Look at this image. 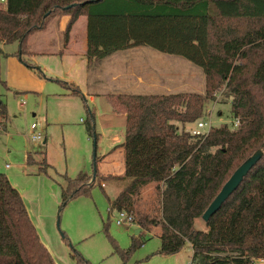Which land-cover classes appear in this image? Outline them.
I'll return each mask as SVG.
<instances>
[{
	"label": "trees",
	"instance_id": "trees-1",
	"mask_svg": "<svg viewBox=\"0 0 264 264\" xmlns=\"http://www.w3.org/2000/svg\"><path fill=\"white\" fill-rule=\"evenodd\" d=\"M55 16H71L67 32L80 16L87 17L89 66L120 51L150 47L185 58L205 74L204 95L107 97L117 113L126 115V173L113 178L126 184L114 200L108 198L110 210L133 215L142 231L160 227L163 256L176 255L190 244V264L264 260V0H0V44L18 43L17 56L30 55V36L45 30ZM7 56L0 47V59ZM70 88L73 96L83 98L87 132L98 141L94 112L80 90ZM218 94L231 100L239 127L224 125L202 137L187 132L185 126L198 123L206 104ZM7 119V106L0 99L3 130ZM179 125L185 131L180 132ZM258 152L261 160L205 223L207 230L197 229L196 221L235 171ZM34 163L29 153L27 164ZM41 164L48 167L45 159ZM94 167L93 177L65 176L63 207L90 195L97 180L112 178L99 177L97 160ZM151 184L158 185L160 207L155 215L138 206L143 189ZM141 245L134 238L125 254ZM77 262L90 264L79 255ZM0 264H56L21 194L1 173Z\"/></svg>",
	"mask_w": 264,
	"mask_h": 264
},
{
	"label": "rangeland",
	"instance_id": "rangeland-1",
	"mask_svg": "<svg viewBox=\"0 0 264 264\" xmlns=\"http://www.w3.org/2000/svg\"><path fill=\"white\" fill-rule=\"evenodd\" d=\"M140 49L121 51L112 60L104 62L100 74L105 92H124V88H132L127 85L130 80L125 75L142 67L145 73L153 72L158 80L154 92L205 94L206 78L203 69L179 56L163 54L150 47ZM46 63L50 68L57 67L56 60L51 61V58ZM115 74L124 76L115 84H107ZM4 80L0 77V98L7 106L8 119L6 129L0 127V173L7 176L21 194L40 239L53 255L56 264H78V255L90 264L191 263L193 252L190 244L176 255L163 256L159 253L161 241L157 235L161 234L160 227L136 236L134 227H119L116 224L117 212L110 211L108 198L113 199L119 195L126 184L122 181L113 178L103 182L97 180L90 195L77 197L63 207L61 187L66 185L65 176L76 179L83 173L93 177L95 160L99 172L98 156L102 154L106 134L111 135L101 127L107 120V102H99L98 109L88 103L95 115L96 141L90 138L86 129L88 113L82 97L66 102L60 100L55 92L47 90L41 96L32 94L26 98L25 93L17 95L7 90ZM55 83L63 90L59 83ZM22 103H25L24 107H21ZM204 112L199 122L207 123V129L224 125L231 130L239 127L231 111V100H226L221 94L217 95L214 102L206 104ZM46 116L49 126L45 122ZM36 123H40L43 128L39 127L46 144L34 143L30 138V128ZM185 127L187 132L192 133L197 123L190 128ZM179 128L180 132L184 130L181 125ZM29 153L35 159L34 164H27ZM44 159L47 168L41 164ZM104 183L106 188L103 187ZM138 206L140 210L152 215L158 213L160 204L157 184L143 189ZM196 228L207 230L203 219L196 221ZM134 238H138L142 245L126 255Z\"/></svg>",
	"mask_w": 264,
	"mask_h": 264
},
{
	"label": "crops",
	"instance_id": "crops-1",
	"mask_svg": "<svg viewBox=\"0 0 264 264\" xmlns=\"http://www.w3.org/2000/svg\"><path fill=\"white\" fill-rule=\"evenodd\" d=\"M70 20L71 16H55L50 18L45 30L37 31L30 36L28 40L30 55L28 56H22L21 58L17 56L18 43L6 45L2 42L0 47L9 56L2 57L0 60V77L5 79L4 86L7 90L17 95L25 93L26 95L24 96L26 98H29L32 94L41 96L47 90H50L55 92V95L60 100L73 102L70 100H76L78 97L71 94L70 87H72V89L78 88L87 102L97 109L99 102H107V120L103 125H100L111 135L106 134L102 154L98 156L99 176L103 178H122L126 173V149L124 147L126 140V115L117 113L109 103L107 97L119 94L160 96L173 95L175 93L162 94L163 91H160L161 93L154 92L157 88L158 83L156 81L158 80L153 72L145 73L146 70H143L142 67L125 75L130 80L127 82V85H130L132 88L129 90L124 88V92H114V90H112L113 92H110L111 90L105 92L102 89L103 80L100 70L105 61L112 60L111 58L119 52L104 60L95 61L93 65L89 66L87 58V17L80 16L73 24L70 32H67ZM140 48L142 47L132 48L129 51L134 49L141 50ZM143 52L145 53L146 51L143 50ZM50 58L51 61L56 60V68H50L47 65L46 61ZM27 65L39 69L40 72L39 70L29 68ZM123 76L124 74H115L106 83L115 84ZM58 81L67 84L69 90L65 89L63 84ZM55 82L59 83L63 87V90L59 89ZM1 101L4 102L3 99ZM97 119L99 121V113H97ZM47 121L48 118L46 116L45 122L49 126L50 124ZM37 124L41 127L40 123ZM186 126L190 128L192 125ZM41 129L43 128L41 127ZM118 130L119 132H117ZM7 168H10V166H7ZM104 187L106 188L107 186L105 185ZM134 228L136 231L139 229L137 226ZM141 233L143 234L144 231H141Z\"/></svg>",
	"mask_w": 264,
	"mask_h": 264
},
{
	"label": "water",
	"instance_id": "water-1",
	"mask_svg": "<svg viewBox=\"0 0 264 264\" xmlns=\"http://www.w3.org/2000/svg\"><path fill=\"white\" fill-rule=\"evenodd\" d=\"M96 158V151H95ZM262 158V152H258L249 158L245 163H243L232 175L229 181L224 185L221 192L210 204L208 209L205 211L202 219L205 223H208L210 219L220 211L223 205L229 200V198L239 189L244 179L249 175L252 169L257 165V163ZM141 229H138L135 232V235L138 236L141 233Z\"/></svg>",
	"mask_w": 264,
	"mask_h": 264
},
{
	"label": "built area",
	"instance_id": "built-area-1",
	"mask_svg": "<svg viewBox=\"0 0 264 264\" xmlns=\"http://www.w3.org/2000/svg\"><path fill=\"white\" fill-rule=\"evenodd\" d=\"M2 2H5V0H1ZM25 103L21 104V107H24ZM239 125V122L237 121V126ZM208 128V124L204 122H198L197 128L191 133L193 136L196 137H202L204 135H207L211 130L210 127ZM30 138L34 143H41L44 142V134L43 131L39 129L38 124H33L30 128L29 132ZM9 167V166H8ZM105 185H103L104 187ZM112 211V210H110ZM113 212V211H112ZM116 224L119 227H135V218L133 215H130L129 213L123 211V212H117V218H116ZM259 262H264V260H259Z\"/></svg>",
	"mask_w": 264,
	"mask_h": 264
}]
</instances>
